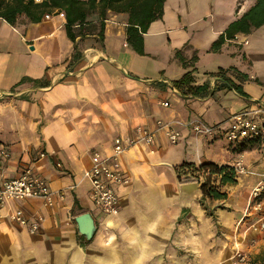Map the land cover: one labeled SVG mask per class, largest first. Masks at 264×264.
Wrapping results in <instances>:
<instances>
[{
  "label": "crops",
  "instance_id": "obj_1",
  "mask_svg": "<svg viewBox=\"0 0 264 264\" xmlns=\"http://www.w3.org/2000/svg\"><path fill=\"white\" fill-rule=\"evenodd\" d=\"M254 3L164 0L161 18L142 35L143 55L127 43V16L108 13L102 40L95 34L76 40L78 61L72 58L74 45L66 37L63 15L45 16L36 24L22 17L14 26L0 19V147L10 153L4 174L12 178L21 167L30 166L56 193L52 207L38 200L0 207V264H28V258L35 264H52L51 258L62 263L70 251L78 258L98 230L96 244L104 231L119 233L125 242L122 251L133 249L132 255L142 261L161 255L170 242H185L186 248L197 250V242H208L213 222L200 206V194L186 204L179 201L181 184L174 168L183 162L234 167L240 154L248 174L237 176L234 186L221 188L226 200L212 201L224 208L214 214L220 237L230 241V256L223 264L236 245L248 251L250 259L264 256V232L248 229L252 217L242 220L251 192L264 176V143L239 151L241 145L225 139L232 114L264 105V26L210 51ZM97 19L89 21L96 25ZM177 51L187 63L195 54L194 67L184 68L174 56ZM220 70L245 97L222 88L213 76ZM187 72L192 82L184 93L205 86L204 95H183L170 88ZM162 101L167 108L159 105ZM196 119L219 125L220 133L194 135L185 124ZM157 121L178 130L179 142L170 144L160 131L151 145L129 148L120 158L129 185L116 187L118 215L100 213L91 201L89 183L82 179L92 153L108 155L115 137L128 138L137 126L155 130ZM39 152L46 156L37 160ZM83 184L86 188L80 192ZM18 208L28 217L44 219L37 233L31 235L11 222L9 215ZM83 213H89L96 226L89 241L77 235L74 222ZM252 239L256 243L249 248Z\"/></svg>",
  "mask_w": 264,
  "mask_h": 264
},
{
  "label": "built area",
  "instance_id": "obj_2",
  "mask_svg": "<svg viewBox=\"0 0 264 264\" xmlns=\"http://www.w3.org/2000/svg\"><path fill=\"white\" fill-rule=\"evenodd\" d=\"M39 2L40 0H35ZM62 15V14H61ZM236 38V36H235ZM234 38V39H235ZM71 74V73H67ZM174 91H178L170 86ZM160 106L167 108V102H160ZM264 115V105H260L254 110H244L232 114L228 120V126L225 129V139L233 146H240L243 142L253 140L257 143H264V121L261 116ZM185 126L189 128L196 136L213 137L220 133L219 125L210 126L199 119L188 121ZM163 131L170 144H177L180 140V132L166 122L157 121L156 129L149 130L137 126L133 134L124 138L117 136L113 139L110 154L103 155L99 152H93L91 163L82 175V179L90 185L91 201L94 207L102 214L107 216L118 215V195L116 187L129 185V178L121 168L120 158L132 146L138 143L151 145L154 135ZM46 156L44 152L37 154V160ZM235 162L234 169L237 176L247 175L242 162V154ZM10 153L6 148L0 147V207H4L8 202L26 203L32 200L40 201L44 206L52 207L56 201V193L47 185L45 179L37 174L30 166H23L12 178H6L4 174V164L9 160ZM59 167V165H56ZM264 176L250 195V200L245 209V215L242 220L252 217V223L248 229L257 232H264ZM9 218L11 222L18 226L25 227L29 234L37 233L44 219L42 217H28L21 208L13 210ZM255 240H250L248 247L255 245ZM227 261V264H245L248 261V251L239 249Z\"/></svg>",
  "mask_w": 264,
  "mask_h": 264
},
{
  "label": "trees",
  "instance_id": "obj_3",
  "mask_svg": "<svg viewBox=\"0 0 264 264\" xmlns=\"http://www.w3.org/2000/svg\"><path fill=\"white\" fill-rule=\"evenodd\" d=\"M163 4L164 0H40L39 2L35 0H0V19L14 26L22 17L28 23L36 24L40 23L45 16L62 14L65 20L66 37L74 45L72 58L74 61H78L81 58V54L77 51L76 40H81L94 34L102 40L104 23L108 13L125 14L127 16L125 31L127 43L136 54L143 55L142 35L147 32L152 22L161 18ZM92 16H97L98 18L96 25L91 24L89 21ZM262 26H264V0H255L254 5L239 19L232 22L225 32L218 37L212 44L210 51L217 52L226 41L234 40L235 36L239 34L247 35L252 30ZM174 56L186 69L193 68L197 61L196 55L193 54L190 61L188 63L185 62L182 57V51H177ZM213 76H216L222 88L232 90L241 97L246 96L240 86L226 77L223 70L218 71ZM254 81L257 82V80ZM191 82V72H187L179 81L170 85L183 95L189 91L193 96L204 95L205 86L190 88L184 93L183 89ZM155 85L158 84L155 83ZM256 145L257 141L253 140L243 142L239 151L253 148ZM174 171L179 182L183 178H197L201 174H207L205 182L200 185V192L203 199L210 201L226 200L227 193L222 192L221 188L234 186L237 183L235 169L229 165H217L214 163L196 165L183 162L176 166ZM211 176L217 177L218 185L215 186L211 183ZM74 206L77 207L76 200ZM210 216L212 215L210 214Z\"/></svg>",
  "mask_w": 264,
  "mask_h": 264
},
{
  "label": "rangeland",
  "instance_id": "obj_4",
  "mask_svg": "<svg viewBox=\"0 0 264 264\" xmlns=\"http://www.w3.org/2000/svg\"><path fill=\"white\" fill-rule=\"evenodd\" d=\"M253 46V51L250 53L255 56L256 51ZM261 59L264 58L261 57ZM206 178L207 174H201L197 178H183L178 183L181 185L197 183L200 186L205 182ZM210 181L215 186L218 185L216 176H211ZM85 188L86 185L83 184L79 191L81 192ZM199 197H201L199 199L200 206L205 210L206 215L212 220L213 226H210L208 242H197V250L191 251L186 248L185 245L187 244L185 242H170L167 250L161 252V255L148 256L142 261L140 258L132 255V252L134 251L133 249L122 251L125 242L119 233H115L114 236L112 235V231H104L103 235L100 237L102 242L96 244L95 240L101 235L98 230L93 242L78 251V258H74L73 252L70 251L62 263L56 258H51L50 261H53L52 264H223V262L230 256V241L228 240L229 237H220L221 232L216 225L217 217L214 212H216L217 208L221 210H224V208L223 206H213L212 201L203 199L202 196ZM210 214L212 216H210ZM71 215L73 216V214ZM231 229L233 232V227ZM33 246L36 247V243H34ZM130 247L131 245L128 246V248ZM50 249L51 247H48V251H50ZM35 263H37L36 260L28 258V264ZM245 264H264V256L257 259H250L248 256V261Z\"/></svg>",
  "mask_w": 264,
  "mask_h": 264
},
{
  "label": "water",
  "instance_id": "obj_5",
  "mask_svg": "<svg viewBox=\"0 0 264 264\" xmlns=\"http://www.w3.org/2000/svg\"><path fill=\"white\" fill-rule=\"evenodd\" d=\"M200 194V186L197 183L184 184L180 186L179 201L189 202ZM77 235L83 237L86 241L92 239L96 232L94 220L89 213H83L74 218Z\"/></svg>",
  "mask_w": 264,
  "mask_h": 264
},
{
  "label": "bare ground",
  "instance_id": "obj_6",
  "mask_svg": "<svg viewBox=\"0 0 264 264\" xmlns=\"http://www.w3.org/2000/svg\"><path fill=\"white\" fill-rule=\"evenodd\" d=\"M184 204H186L187 202L183 201Z\"/></svg>",
  "mask_w": 264,
  "mask_h": 264
}]
</instances>
